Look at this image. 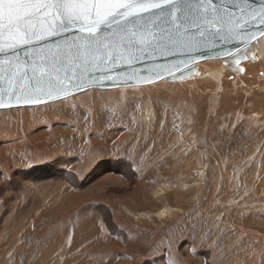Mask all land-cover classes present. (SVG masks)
<instances>
[{
    "label": "rangeland",
    "instance_id": "rangeland-1",
    "mask_svg": "<svg viewBox=\"0 0 264 264\" xmlns=\"http://www.w3.org/2000/svg\"><path fill=\"white\" fill-rule=\"evenodd\" d=\"M183 84L95 88L0 109V264H264L259 92L227 88L222 101L206 96L210 80L202 93ZM61 158L76 187L63 178L50 195L48 187L2 188L17 169ZM94 169L101 175L88 179ZM72 190L83 195L76 205L64 198ZM94 218L102 234L75 238Z\"/></svg>",
    "mask_w": 264,
    "mask_h": 264
},
{
    "label": "snow or ice",
    "instance_id": "snow-or-ice-1",
    "mask_svg": "<svg viewBox=\"0 0 264 264\" xmlns=\"http://www.w3.org/2000/svg\"><path fill=\"white\" fill-rule=\"evenodd\" d=\"M250 0H0V102L39 104L170 47L243 33ZM253 18L264 31V0ZM111 66V67H109ZM159 74H157L158 76ZM22 81H27L23 84ZM115 83V81H113ZM131 82V77L123 81ZM150 82V81H149ZM86 211V209H81ZM195 254V249H191ZM167 264H175L168 259Z\"/></svg>",
    "mask_w": 264,
    "mask_h": 264
},
{
    "label": "bare ground",
    "instance_id": "bare-ground-1",
    "mask_svg": "<svg viewBox=\"0 0 264 264\" xmlns=\"http://www.w3.org/2000/svg\"><path fill=\"white\" fill-rule=\"evenodd\" d=\"M231 59V60H230ZM233 58H228L226 63H223V60L221 59H206V60H202L199 61L198 63V73H192L189 76L178 80V81H165V80H159V81H155L152 83H148V84H142V85H130V86H119V87H115L116 90L120 89H127V88H138L140 86H146V88H148V85H154L156 83L163 82L164 85H175V83H185L183 85L186 86V88H196L195 91L197 90V88H202L200 90V92L202 93L204 90H206V85L208 83V81L210 80L211 82V86L210 88L212 89H208V92L206 93V96L209 99H215L218 100L220 98H222L221 100L224 101L227 97V88H244L245 86L252 90L254 89L255 91H258L259 93H255L254 95L257 96V99L261 100L262 104H264V41H263V37L260 36L258 37L255 41L250 43V46H248V48L245 51V58H241V59H237L236 61L232 60ZM214 64V65H211ZM258 65L260 67L259 70H257L255 68V66ZM229 66H231L232 68H229ZM237 66V68H236ZM239 66V67H238ZM231 76L232 79L231 80H226L225 77L227 78V76ZM196 80V81H195ZM195 81V82H194ZM182 85V84H181ZM134 86V87H133ZM115 88L113 90H115ZM92 89L95 88H88L86 90L77 92L75 94L81 93V92H85V91H89L86 92L88 94L85 93L86 96H88L89 94H91L90 92H92ZM97 89V88H96ZM112 89V88H111ZM91 90V91H90ZM108 90V89H106ZM122 90V91H123ZM230 90V89H229ZM231 92V90L229 91ZM233 92V90H232ZM93 93V92H92ZM94 93H100L95 91ZM93 93V94H94ZM69 95L66 96L62 99H68L71 98L73 95ZM92 94V95H93ZM95 95V94H94ZM93 95V96H94ZM238 95V94H237ZM82 96V95H81ZM97 96V95H96ZM95 96V97H96ZM124 96V95H123ZM229 96V95H228ZM89 98V97H88ZM88 98H86L83 102H89L90 100H88ZM239 98V97H238ZM73 99V98H72ZM224 99V100H223ZM240 99V98H239ZM258 101V100H257ZM80 102V101H79ZM227 102V100H226ZM240 102V101H239ZM224 106V105H223ZM24 107V106H23ZM22 109V108H21ZM26 109V108H25ZM227 109V108H226ZM260 109V108H259ZM253 116H255V119H262L264 121V116L262 117H258V113L255 112L253 114ZM254 119V122H255ZM258 121V120H257ZM256 121V122H257ZM110 130V129H109ZM102 132V131H101ZM105 132V131H104ZM45 133V132H44ZM48 133V132H47ZM100 133V132H99ZM98 134V133H97ZM44 135V134H43ZM42 135V136H43ZM101 135V133H100ZM84 136V135H83ZM81 137V136H80ZM40 138V137H39ZM79 138V137H78ZM91 143V142H90ZM89 144V143H88ZM181 146V145H180ZM86 147V146H85ZM236 156V155H235ZM60 160V159H59ZM62 160V161H61ZM61 162L57 165L58 161L56 163L50 164V165H46L43 167H38V168H34V169H30L27 171H21L19 169H17L14 172V176L12 178V181L9 184H6L3 187H13L16 183L20 186H24V184H26L27 186H30L32 189L34 190H41L42 188H46L48 187V192H46L47 195H50L52 192H55L54 189H62L63 187V181L61 179H69L71 183V186L76 187L78 182L76 183V176L72 173L69 172L67 170H65L64 168L59 167L60 164L63 163V161L65 160V158H61ZM123 161V160H122ZM133 161V160H132ZM125 163V162H124ZM134 164V163H133ZM106 168V167H105ZM128 168V167H127ZM95 170V169H94ZM114 170V169H113ZM127 171V170H126ZM110 172V171H109ZM108 172V173H109ZM95 175H101L100 171H93L91 172V174L88 176V179L91 178H97L98 176ZM100 178V177H99ZM78 179V178H77ZM108 179V178H107ZM103 180V179H102ZM113 180V179H112ZM117 183L124 185L126 184V186L128 185V182L122 181L120 178L117 179ZM91 181V180H90ZM114 181V180H113ZM116 182V181H115ZM246 182V181H245ZM253 181H250V183ZM264 182V181H262ZM62 183V186L60 185ZM82 183V182H81ZM83 184V183H82ZM247 184V183H246ZM259 184V183H258ZM66 185V184H65ZM133 185V184H132ZM263 185V184H262ZM22 186V187H23ZM81 186V185H78ZM120 186V185H119ZM15 187V186H14ZM13 187V188H14ZM111 187V186H110ZM39 188V189H38ZM66 189V187H64ZM123 188V187H122ZM231 188V187H230ZM251 188V187H249ZM255 189L256 186L254 187ZM253 188V190H254ZM260 188V186H259ZM262 188H264L262 186ZM22 189V188H21ZM30 189V188H29ZM103 189V188H102ZM157 189H159L160 192H164V186H159ZM229 189V188H228ZM261 189V188H260ZM18 190V189H17ZM16 190V191H17ZM25 190V189H23ZM43 190V189H42ZM262 190V189H261ZM15 191V192H16ZM45 191V190H44ZM93 191V190H92ZM258 191V190H257ZM23 192V191H22ZM26 192V191H25ZM29 192V191H28ZM60 192V190L58 191ZM157 190V194L160 193ZM2 193V192H1ZM7 193V192H6ZM12 193V192H11ZM33 193V192H31ZM35 193V192H34ZM64 194H67L65 192H63ZM5 194V193H4ZM29 194V193H28ZM45 194V193H44ZM95 194V193H94ZM156 194V195H157ZM18 195V194H17ZM58 195V194H57ZM90 195V194H89ZM165 195V192H164ZM6 196V195H5ZM26 196V195H25ZM63 196V195H62ZM85 196H87L85 194ZM45 197V195H44ZM38 198V197H35ZM55 198V196H54ZM64 198H67L66 200L68 201V203L70 205L72 204H77V202L80 200V198H83L82 194L79 195H75L73 190L72 192H69L67 194V196L65 195ZM213 198V197H212ZM83 200V199H82ZM212 200V199H211ZM7 201V200H6ZM33 201V200H32ZM209 201V200H208ZM213 201V200H212ZM211 201V202H212ZM63 202V201H62ZM33 203V202H32ZM48 203V202H47ZM59 203V202H57ZM56 203V204H57ZM66 203V204H68ZM208 203V202H207ZM43 204V203H42ZM41 204V205H42ZM54 204V203H53ZM4 206V205H3ZM32 206V205H31ZM35 206V205H33ZM39 206V204H38ZM66 206V205H65ZM19 207V206H18ZM52 207V206H51ZM62 207V206H61ZM2 208V207H1ZM30 208V207H29ZM36 208V207H35ZM64 208V207H63ZM32 210V209H31ZM30 210V211H31ZM39 210V209H38ZM15 211V210H14ZM28 211V208H27ZM166 210H159L156 212L157 216H161L163 217L166 213ZM27 213V212H26ZM24 214V213H23ZM58 216V215H57ZM97 217V216H96ZM84 218V217H83ZM27 219V218H26ZM86 219V217H85ZM20 221V219H18ZM22 220V218H21ZM97 219H93V221L90 220H84L82 223V225H89L88 228L90 227L89 230L86 229V232L84 235H77V237L75 238H79L81 239V237L83 236V238L86 237H94V236H99L101 231L103 230V228L101 227V222L100 223H95ZM251 220V219H250ZM245 222V221H244ZM2 223V222H1ZM86 223V224H85ZM17 224V223H16ZM65 224V223H64ZM63 225V224H62ZM241 225V224H240ZM16 226V225H15ZM80 226V225H79ZM85 226V227H86ZM28 227V226H27ZM85 227L83 226L82 231H84ZM13 228V227H12ZM19 228V227H17ZM16 229V228H15ZM2 230V229H1ZM17 230V229H16ZM19 231V230H18ZM249 231V230H248ZM17 232V231H16ZM79 232V231H78ZM81 232V231H80ZM250 232V231H249ZM82 233V232H81ZM98 233V234H97ZM255 233V232H254ZM15 234V233H14ZM69 234V233H68ZM79 234V233H78ZM102 234V233H101ZM31 236V235H30ZM74 236V235H73ZM13 237V236H12ZM60 237V236H59ZM10 238V237H9ZM88 238V239H89ZM87 239V240H88ZM86 239H84L82 242H84ZM16 242V240H14ZM18 241V240H17ZM73 241V240H72ZM11 242V240H10ZM13 242V241H12ZM87 242V241H86ZM21 244V243H20ZM49 244V243H48ZM51 244V243H50ZM92 244V243H91ZM73 246V245H72ZM91 246V245H90ZM110 246V245H109ZM31 247V246H30ZM75 247V246H74ZM50 248V247H49ZM73 249V247H71ZM123 248V247H122ZM29 249V248H28ZM71 249V250H72ZM3 250V249H2ZM9 252V251H8ZM2 253V252H1ZM3 253H5L3 251ZM2 253V254H3ZM66 253V252H65ZM51 254V253H50ZM35 255V254H34ZM4 257V256H3ZM47 257V256H46ZM59 257V256H58ZM86 257V256H85ZM1 258V257H0ZM8 257L4 258V261H8L7 259ZM48 258V257H47ZM256 258V257H255ZM264 258V257H263ZM72 259V258H71ZM55 260V259H54ZM102 260V259H101ZM3 261V260H2ZM16 261V259H15ZM124 261V260H122ZM4 262V263H5ZM17 262V261H16ZM45 262V261H44ZM39 263V262H38ZM47 264V263H46ZM121 264H125V262H121Z\"/></svg>",
    "mask_w": 264,
    "mask_h": 264
},
{
    "label": "water",
    "instance_id": "water-1",
    "mask_svg": "<svg viewBox=\"0 0 264 264\" xmlns=\"http://www.w3.org/2000/svg\"><path fill=\"white\" fill-rule=\"evenodd\" d=\"M241 7L249 9L241 19L242 24H247V28L243 33H237L227 39L209 38L190 47H170L163 52H156L150 57H141L132 68L127 67L125 61H121L119 63L124 66L118 68L115 73H109L112 79L106 80L103 75L97 74V77H95L92 82L87 83L85 88L79 91L75 88H70L66 96L88 88L111 89L119 86L148 84L159 80L178 81L192 73H198L199 61L218 58L223 60V63H226L228 58H233V61L245 58V51L248 46H250L251 42L255 41L260 36L263 37L264 41V31L259 30V20H256L254 23L252 22L253 18L259 13L261 7L259 0H250L248 5H241ZM229 68L232 67L229 66ZM157 74L159 75L157 76ZM129 77H131V82L124 83L123 81ZM113 81H115V83ZM22 83L26 84L27 81H22ZM66 96L52 100L44 96L41 97V102L39 104L52 102ZM32 105L38 104L29 105L22 102L17 103L15 98L5 94L2 102H0V109Z\"/></svg>",
    "mask_w": 264,
    "mask_h": 264
},
{
    "label": "crops",
    "instance_id": "crops-1",
    "mask_svg": "<svg viewBox=\"0 0 264 264\" xmlns=\"http://www.w3.org/2000/svg\"><path fill=\"white\" fill-rule=\"evenodd\" d=\"M94 171V170H93ZM76 176V180L78 181V182H80V180L79 179H77L78 177H77V175H75Z\"/></svg>",
    "mask_w": 264,
    "mask_h": 264
}]
</instances>
